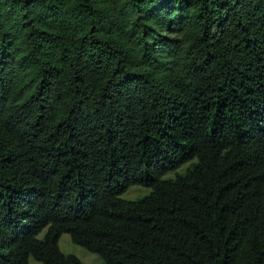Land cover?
<instances>
[{"label":"trees","instance_id":"trees-1","mask_svg":"<svg viewBox=\"0 0 264 264\" xmlns=\"http://www.w3.org/2000/svg\"><path fill=\"white\" fill-rule=\"evenodd\" d=\"M64 233L264 264V0H0V264H82Z\"/></svg>","mask_w":264,"mask_h":264},{"label":"rangeland","instance_id":"rangeland-1","mask_svg":"<svg viewBox=\"0 0 264 264\" xmlns=\"http://www.w3.org/2000/svg\"><path fill=\"white\" fill-rule=\"evenodd\" d=\"M184 167L185 166H183V168ZM181 170L182 169H180L179 172ZM174 176L175 174H169L167 177L173 178ZM147 192L148 189L144 187L132 186L124 193L123 196L127 199H138V198H142V196L147 194ZM59 245L63 253L76 256L77 258L80 259L82 264H104L103 259L100 258L97 254L88 251L82 246H78L74 244L71 240V237L67 233L61 235ZM30 264H42V263L37 262L36 260L30 258Z\"/></svg>","mask_w":264,"mask_h":264}]
</instances>
